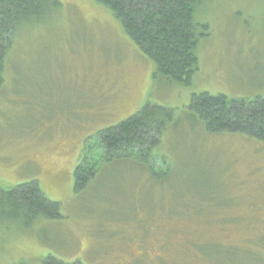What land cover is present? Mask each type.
<instances>
[{"label": "rangeland", "instance_id": "1", "mask_svg": "<svg viewBox=\"0 0 264 264\" xmlns=\"http://www.w3.org/2000/svg\"><path fill=\"white\" fill-rule=\"evenodd\" d=\"M58 1L60 13L29 22L7 57L0 188L36 181L62 218L0 221V264H212L198 250L210 245L244 253L234 264H264V143L211 133L189 108L201 93L264 97V0H199L207 33L190 85L156 80L155 63L97 0ZM148 103L172 112L155 150L163 174L107 163L77 197L92 137Z\"/></svg>", "mask_w": 264, "mask_h": 264}, {"label": "trees", "instance_id": "2", "mask_svg": "<svg viewBox=\"0 0 264 264\" xmlns=\"http://www.w3.org/2000/svg\"><path fill=\"white\" fill-rule=\"evenodd\" d=\"M97 2L120 20L127 35L155 63L156 80L166 78L171 82L191 84L199 67L197 48L207 33V27L196 21L199 0ZM62 8L58 0H0V89L5 84L7 57L19 31L50 11L60 13ZM189 108L211 133H240L264 143V97L230 99L223 94L201 93L193 95ZM171 120L172 112L148 103L133 117L99 131L92 137L96 144L85 149L75 170L77 197L89 191L107 163L128 167V173L140 169L152 179L156 178V170L162 175L161 161L165 159L156 155L155 150ZM154 162L160 165L155 168ZM39 218L59 220L62 215L61 205L49 200L38 182L8 190L0 188V221L25 219L32 224ZM129 221L139 222L135 218ZM198 250L212 264H234L240 254L244 255L233 248L223 249L216 245L199 246Z\"/></svg>", "mask_w": 264, "mask_h": 264}, {"label": "flooded vegetation", "instance_id": "3", "mask_svg": "<svg viewBox=\"0 0 264 264\" xmlns=\"http://www.w3.org/2000/svg\"><path fill=\"white\" fill-rule=\"evenodd\" d=\"M260 211L264 213V204L261 206ZM262 225H264V220L262 221Z\"/></svg>", "mask_w": 264, "mask_h": 264}]
</instances>
